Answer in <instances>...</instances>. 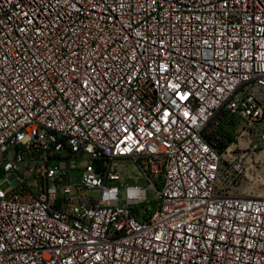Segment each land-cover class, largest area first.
I'll use <instances>...</instances> for the list:
<instances>
[{"label":"built area","instance_id":"built-area-1","mask_svg":"<svg viewBox=\"0 0 264 264\" xmlns=\"http://www.w3.org/2000/svg\"><path fill=\"white\" fill-rule=\"evenodd\" d=\"M0 167V264H264V0H0Z\"/></svg>","mask_w":264,"mask_h":264},{"label":"rangeland","instance_id":"rangeland-1","mask_svg":"<svg viewBox=\"0 0 264 264\" xmlns=\"http://www.w3.org/2000/svg\"><path fill=\"white\" fill-rule=\"evenodd\" d=\"M126 181L127 182H135V177H139V173H138V170L135 169L132 165H129V168H128V172L127 174L124 176ZM128 177L132 178L131 181H128ZM5 178L2 170H1V167H0V180H3ZM142 182V181H141ZM9 186V183L8 181L4 182L2 184V187L3 188H7ZM119 198H120V204H123V197L122 195L120 194L119 195ZM146 198L148 201H151L152 203L151 204H148L150 206V210L153 211L157 208V203H155V191L153 189H147L146 190Z\"/></svg>","mask_w":264,"mask_h":264}]
</instances>
